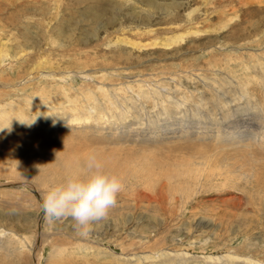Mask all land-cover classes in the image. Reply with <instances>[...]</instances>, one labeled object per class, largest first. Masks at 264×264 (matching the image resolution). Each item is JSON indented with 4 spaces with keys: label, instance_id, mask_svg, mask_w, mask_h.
<instances>
[{
    "label": "rangeland",
    "instance_id": "1",
    "mask_svg": "<svg viewBox=\"0 0 264 264\" xmlns=\"http://www.w3.org/2000/svg\"><path fill=\"white\" fill-rule=\"evenodd\" d=\"M10 124L0 264H264V0H0ZM92 155L124 188L83 235L42 205Z\"/></svg>",
    "mask_w": 264,
    "mask_h": 264
},
{
    "label": "clouds",
    "instance_id": "2",
    "mask_svg": "<svg viewBox=\"0 0 264 264\" xmlns=\"http://www.w3.org/2000/svg\"><path fill=\"white\" fill-rule=\"evenodd\" d=\"M35 119L21 122L31 126ZM5 129L10 133L11 124L0 125V132ZM87 167L92 170L91 175L86 179L69 178L66 183L53 187L43 198L42 205L47 218L71 217L83 235L89 233L95 222L107 218L124 188L121 178L104 172L94 155L89 156Z\"/></svg>",
    "mask_w": 264,
    "mask_h": 264
},
{
    "label": "bare ground",
    "instance_id": "3",
    "mask_svg": "<svg viewBox=\"0 0 264 264\" xmlns=\"http://www.w3.org/2000/svg\"><path fill=\"white\" fill-rule=\"evenodd\" d=\"M38 1H39V0H38ZM1 49H2V48H1ZM7 49H8V48H7ZM7 52H8V51H7ZM1 53H2V52H1ZM3 54H4V53H3ZM3 54H2V55H3ZM4 55H5V54H4ZM8 55H9V54H8ZM6 57H7V56H6ZM17 106H18V105H17ZM17 106H16V107H17ZM24 107H25V106H24ZM12 108H13V107H12ZM15 109H16V108H15ZM27 109H28V108H27ZM13 110H14V109H13ZM44 111H45V110H44ZM44 111H43V112H44ZM27 114H28V113H27ZM40 114H41V113H40ZM36 120H37V119H36ZM39 120H40V119H39ZM58 123H59V122H58ZM34 151H35V150H34ZM86 159H87V158H86ZM25 162H26V161H25ZM103 164H104V163H103ZM103 164H102V165H103ZM111 166H112V165H111ZM109 167H110V166H109ZM113 169H114V168H113ZM123 173H124V172H123ZM125 173H126V172H125Z\"/></svg>",
    "mask_w": 264,
    "mask_h": 264
}]
</instances>
